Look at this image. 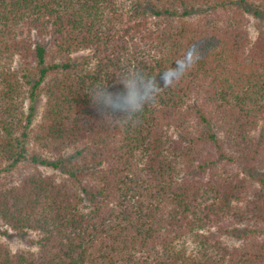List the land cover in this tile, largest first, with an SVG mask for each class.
Instances as JSON below:
<instances>
[{"label": "trees", "instance_id": "obj_1", "mask_svg": "<svg viewBox=\"0 0 264 264\" xmlns=\"http://www.w3.org/2000/svg\"><path fill=\"white\" fill-rule=\"evenodd\" d=\"M249 7L264 14V0H0V226L36 247L0 239V264H264ZM180 56L194 65L142 113L92 107L91 91L160 81ZM42 95L32 126L24 101Z\"/></svg>", "mask_w": 264, "mask_h": 264}, {"label": "clouds", "instance_id": "obj_2", "mask_svg": "<svg viewBox=\"0 0 264 264\" xmlns=\"http://www.w3.org/2000/svg\"><path fill=\"white\" fill-rule=\"evenodd\" d=\"M194 63L195 58L180 56L173 68L167 69L161 74L160 81L153 76L143 75L133 88L123 94L110 91H101L97 94L91 91L89 93L91 105L95 111L98 107H103L113 112L128 113L129 108H131L134 112L142 113L146 105L155 103L163 89L177 83Z\"/></svg>", "mask_w": 264, "mask_h": 264}, {"label": "rangeland", "instance_id": "obj_3", "mask_svg": "<svg viewBox=\"0 0 264 264\" xmlns=\"http://www.w3.org/2000/svg\"><path fill=\"white\" fill-rule=\"evenodd\" d=\"M248 9V8H247ZM197 15V13L195 14ZM246 17H247V24H248V30L250 32V36L252 40H255L259 33L261 31H264V14L262 15H256L255 11L249 7L248 10H246ZM86 52H81L79 54H76V56H82ZM14 66H17L16 62L13 63ZM45 103H46V98L44 95H42L35 103H32L29 99H26L24 101L25 104V113L28 114L30 112V107L33 105L34 110L32 111L34 113L33 115V121H32V126H36L42 119L43 113H44V108H45ZM73 155V151L68 152L65 157H71ZM46 156V155H45ZM48 156V155H47ZM46 156V157H47ZM51 160H57L54 159L53 157H50ZM3 166L7 167V164H3ZM8 168V167H7ZM19 169H14L12 172H17L24 167L21 165H18ZM39 168L44 171L47 174H59L60 169H56L53 166H47V165H40ZM11 171V170H10ZM10 171L3 172L2 175L4 177H9L11 174ZM1 232L7 233L6 235L0 234V239L3 242H6L8 247L13 251V252H18V251H27V250H36V247L32 244L31 240L35 238V234L33 232L27 233L26 236L20 235L14 230L10 229V227L1 225L0 226Z\"/></svg>", "mask_w": 264, "mask_h": 264}]
</instances>
